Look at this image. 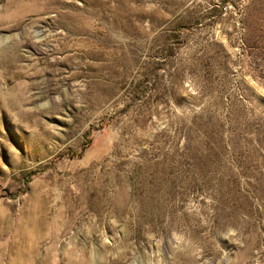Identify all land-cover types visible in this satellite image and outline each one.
I'll return each mask as SVG.
<instances>
[{"label":"rangeland","instance_id":"374dc122","mask_svg":"<svg viewBox=\"0 0 264 264\" xmlns=\"http://www.w3.org/2000/svg\"><path fill=\"white\" fill-rule=\"evenodd\" d=\"M0 264H264V0H0Z\"/></svg>","mask_w":264,"mask_h":264}]
</instances>
